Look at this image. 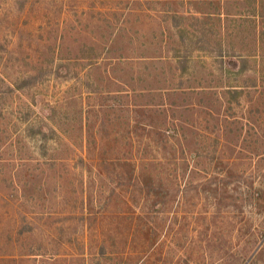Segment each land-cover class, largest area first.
<instances>
[{"label":"rangeland","instance_id":"obj_1","mask_svg":"<svg viewBox=\"0 0 264 264\" xmlns=\"http://www.w3.org/2000/svg\"><path fill=\"white\" fill-rule=\"evenodd\" d=\"M0 264H264V0H0Z\"/></svg>","mask_w":264,"mask_h":264}]
</instances>
